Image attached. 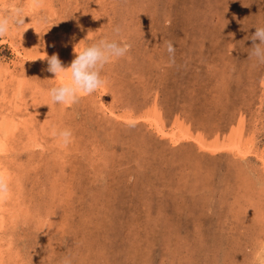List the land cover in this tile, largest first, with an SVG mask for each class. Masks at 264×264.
Instances as JSON below:
<instances>
[{"label":"rangeland","instance_id":"rangeland-1","mask_svg":"<svg viewBox=\"0 0 264 264\" xmlns=\"http://www.w3.org/2000/svg\"><path fill=\"white\" fill-rule=\"evenodd\" d=\"M13 6L0 264H264V65L248 55L264 0H0V14ZM115 28L131 49L106 87L52 104L43 57L67 67Z\"/></svg>","mask_w":264,"mask_h":264},{"label":"clouds","instance_id":"clouds-1","mask_svg":"<svg viewBox=\"0 0 264 264\" xmlns=\"http://www.w3.org/2000/svg\"><path fill=\"white\" fill-rule=\"evenodd\" d=\"M22 8L13 6L7 14H0V36L9 33L14 25L24 24ZM255 32L250 37L253 44L248 53L256 64L264 65V23L254 25ZM117 36L93 35L88 38L75 52V57L70 65H62L59 57L53 54L47 59V71L54 74L58 82L47 88L46 96L54 105L71 106L81 98L96 93L106 87L107 80L102 72L106 65L117 62L123 58H129L131 44L125 37L119 36L120 29H113ZM256 41H259L258 43ZM235 47L229 49V54ZM166 51L169 60L174 61L175 46L172 41H166ZM41 104L32 105L36 107ZM47 105V104H42ZM48 106V105H47ZM53 135L56 136L63 146H67L72 139V132L68 128L54 129ZM7 191V184L0 179V193ZM63 264H70L65 259Z\"/></svg>","mask_w":264,"mask_h":264},{"label":"bare ground","instance_id":"bare-ground-1","mask_svg":"<svg viewBox=\"0 0 264 264\" xmlns=\"http://www.w3.org/2000/svg\"><path fill=\"white\" fill-rule=\"evenodd\" d=\"M156 122V121H155ZM157 130H159V129H157ZM160 131H161V129H160ZM166 132V131H165ZM161 134H163V133H161ZM167 134V133H166ZM183 134V133H182ZM186 134V133H185ZM4 179V178H3Z\"/></svg>","mask_w":264,"mask_h":264}]
</instances>
